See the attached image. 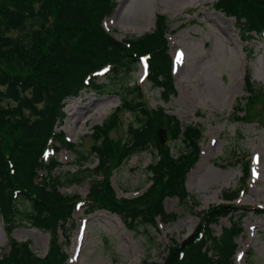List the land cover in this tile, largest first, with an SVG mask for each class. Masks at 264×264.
Here are the masks:
<instances>
[{"label":"trees","instance_id":"trees-1","mask_svg":"<svg viewBox=\"0 0 264 264\" xmlns=\"http://www.w3.org/2000/svg\"><path fill=\"white\" fill-rule=\"evenodd\" d=\"M115 6V0H5L0 5V215L10 247L7 254L0 253V264H65L67 255L59 244V230L67 239L66 225L78 196L62 190L71 186L87 184L91 212L118 214L132 230L150 226L157 230L158 219L165 224L176 222L179 215L166 211V199H178L191 212L200 207V201L187 192L185 184L199 160L202 128L183 125L163 107H148L138 87L130 93H137V97L123 96L120 107L103 125L94 128L90 152L79 151L67 144L63 133H55L64 124L65 100L77 95L86 77L107 63L115 65L116 74L109 92L122 79L120 74L134 68L137 56L149 54L153 86L162 90L165 100L176 94L166 39L168 17L157 16L154 32L119 42L102 24ZM215 9L235 19L244 43L264 28V0H217ZM91 84L105 93V87ZM245 88L249 96L243 99L244 104L243 100L236 101V121H249L248 115L241 116L243 111L250 114L255 111V103H264L262 88H256L250 71L245 75ZM127 112L132 117L128 136L122 142L115 141L111 133L120 125V114ZM162 128L167 129L174 143L181 142L179 150L162 145L158 136ZM53 139L74 150L75 171L55 174L59 168L57 158L45 166L42 153ZM151 149L156 158L148 168L149 188L137 198L119 199L111 183L112 173L133 156ZM91 157L98 159L94 169L87 166ZM48 168V177L39 175ZM248 170L247 166L245 178ZM238 192H225L224 200L235 199ZM233 212L226 203L204 211L196 232L182 245L168 247L164 264H234L235 239L243 230L241 224L232 221L219 237L211 229L212 224L233 216ZM22 223L50 235L46 257L36 255L30 241L12 238ZM204 231L197 242L198 234ZM182 251L185 256L180 259ZM247 264H253V259Z\"/></svg>","mask_w":264,"mask_h":264},{"label":"rangeland","instance_id":"rangeland-1","mask_svg":"<svg viewBox=\"0 0 264 264\" xmlns=\"http://www.w3.org/2000/svg\"><path fill=\"white\" fill-rule=\"evenodd\" d=\"M4 1L0 0V5ZM216 1L118 0L119 10L108 20V25L120 41L153 31L157 14L168 16L170 54L180 60L175 75L178 93L164 101L162 90L153 87L149 80L140 84L142 72L138 63L130 73L120 75L122 79L112 92H106L111 86L109 75L98 80L100 85H107L105 94L91 87L84 88L76 98L66 99L65 124L60 130L79 151L90 152L94 126L105 122L123 96L137 97V93H130L141 85L148 107L163 106L182 124L202 128L203 155L188 175L186 184L189 193L200 201V207L191 212L178 199H166V211L177 213L179 218L166 225L160 221L157 230L151 226L132 230L118 216L106 212L90 215L89 208L86 213L78 211L67 226L68 239L62 237V231L59 239L63 252L72 254L80 221L82 218L88 220L86 241L76 264H163L168 247L181 244L193 234L204 211L223 204L225 192H235L243 186L244 170L250 157L253 159L252 172L257 176L255 182L251 178L245 192L230 202L240 211L237 219L245 229L236 240L240 248L236 264H245L249 259H253V264H264V213L258 216L253 212V208H264V103H255V111L250 114L243 111L241 116L248 115L249 121H236L234 115L236 101L248 97L244 83L247 71L251 72L256 88L264 89V41L261 35L253 33L250 41L244 43L234 19L214 9ZM245 102L243 100L242 104ZM131 120L129 112L120 114V125L111 133L115 141L127 138ZM165 144L172 145L175 151L181 148V142L174 143L169 135ZM155 158L156 152L151 149L133 156L115 171L112 181L119 197H136L148 188L151 178L148 168ZM91 159L87 166L94 169L98 161ZM59 161L64 166L63 171H73L77 167L74 154L61 152ZM63 192L85 198L89 186H72ZM4 225L0 215V251L6 253L10 248ZM228 226L227 220L213 226L215 235L219 236L221 229ZM12 238L19 242L30 241L39 257L49 252L50 235L26 223L13 231ZM248 249L252 257L248 253L247 257L239 258Z\"/></svg>","mask_w":264,"mask_h":264},{"label":"water","instance_id":"water-1","mask_svg":"<svg viewBox=\"0 0 264 264\" xmlns=\"http://www.w3.org/2000/svg\"><path fill=\"white\" fill-rule=\"evenodd\" d=\"M159 137L162 141V144H165L166 139H167V131L166 130H160L159 131Z\"/></svg>","mask_w":264,"mask_h":264},{"label":"bare ground","instance_id":"bare-ground-1","mask_svg":"<svg viewBox=\"0 0 264 264\" xmlns=\"http://www.w3.org/2000/svg\"><path fill=\"white\" fill-rule=\"evenodd\" d=\"M87 112H88V113L90 112V109H89V108L87 109Z\"/></svg>","mask_w":264,"mask_h":264}]
</instances>
